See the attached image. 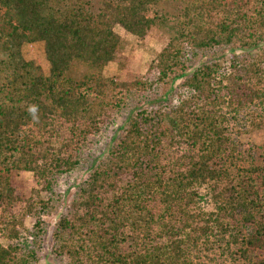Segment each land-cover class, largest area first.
Listing matches in <instances>:
<instances>
[{"label": "trees", "instance_id": "1", "mask_svg": "<svg viewBox=\"0 0 264 264\" xmlns=\"http://www.w3.org/2000/svg\"><path fill=\"white\" fill-rule=\"evenodd\" d=\"M169 1L148 71L106 76L115 26L144 38ZM259 130L264 0H0V264H39L59 180L86 166L51 231L65 264H264V158L236 139Z\"/></svg>", "mask_w": 264, "mask_h": 264}, {"label": "rangeland", "instance_id": "2", "mask_svg": "<svg viewBox=\"0 0 264 264\" xmlns=\"http://www.w3.org/2000/svg\"><path fill=\"white\" fill-rule=\"evenodd\" d=\"M175 5L176 2L173 1L165 3L163 11L170 19L167 22L168 25L159 23L153 26L144 38H140L139 36L128 32L120 24H117L115 30L120 34L123 40L122 48L117 53L116 58L107 64L104 69V74L106 76H114L120 79H126L135 74H145L148 71L151 62L157 58L158 53L169 40L171 35L169 23L173 20ZM22 53L27 60L34 61L45 75L49 74L50 62L46 57L44 41L24 43ZM230 56L231 54L228 52L221 60L222 70L225 68L228 69ZM236 139L239 141L242 148H253V150H246L248 154H254L255 158L258 159L264 158V130H259L250 134H241L237 136ZM251 144L259 145L260 147L255 148L251 146ZM88 167L89 166H86L71 174H65L60 178L58 187L60 192H62V198L59 202L58 208L45 218L49 225V232L43 242L42 250L39 254V264H65V260H62L51 253V246L53 244L51 231L55 227L59 217L67 213L78 185L88 177ZM15 182L17 193L22 196H27L28 192L36 186L34 175L29 171L20 172L17 175ZM205 206L207 208L211 207L210 204L207 203H205ZM33 224L34 219L27 217L25 220L26 227L30 229L33 227Z\"/></svg>", "mask_w": 264, "mask_h": 264}]
</instances>
